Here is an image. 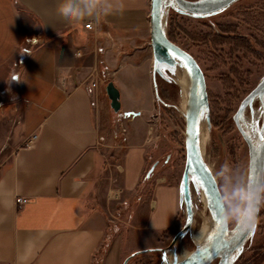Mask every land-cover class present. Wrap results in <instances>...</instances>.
Listing matches in <instances>:
<instances>
[{
  "label": "crops",
  "instance_id": "crops-1",
  "mask_svg": "<svg viewBox=\"0 0 264 264\" xmlns=\"http://www.w3.org/2000/svg\"><path fill=\"white\" fill-rule=\"evenodd\" d=\"M61 2L0 0V264H94L113 202L130 200L141 185L148 197L100 264L157 247L186 213L180 174L145 173L158 139L150 0H113L110 14L97 7L80 21L60 16ZM68 3L93 7L90 0ZM87 21L94 29L77 34ZM13 76L20 80L9 82ZM102 80L120 93L115 129L125 130L122 142L103 135L107 104L93 88Z\"/></svg>",
  "mask_w": 264,
  "mask_h": 264
},
{
  "label": "rangeland",
  "instance_id": "rangeland-1",
  "mask_svg": "<svg viewBox=\"0 0 264 264\" xmlns=\"http://www.w3.org/2000/svg\"><path fill=\"white\" fill-rule=\"evenodd\" d=\"M201 22L231 24L237 27V31L235 30L237 33L244 35L248 39H250L249 37L251 36L253 39H250V42H253V44L254 40L264 42V0H237L233 5L228 7V9L222 11V13L199 19L187 16L180 18V23L190 32L200 30L206 31ZM181 42H183L194 57L197 58L205 78L208 104L202 115V132L204 135L202 155L215 176L226 206L228 207L230 203L234 204L237 202L233 197V193L237 189L248 187L247 149L234 126L232 116L239 102L257 84L261 77L264 76V49L260 48L257 43L251 46V52L223 46L218 48L221 62L218 61L219 63H214V60L209 59V57L202 52L200 53L190 41L181 40ZM167 61L168 59L162 60V63H160L158 67L162 76L158 73L160 78L155 75L156 79L154 80L157 90V95L154 93L156 118H153L152 122L153 124L156 123V136H158V139L150 150V154L148 153L149 156L145 173L153 164L154 159H156L157 156L159 157L150 178H152V175L156 177L163 173H170L172 176L181 175L185 159L184 118L180 113L182 98L180 90L178 89L179 87L174 83ZM154 73L157 74L153 71L152 74ZM231 79L233 82L232 84H230ZM106 83L102 80L100 84L97 83L93 86L95 91L98 88L100 96L104 98L107 104L106 117L103 119V135L108 136V141L112 138H120L122 142L124 139L120 135H122L125 130L119 132L115 129L118 112L113 113L108 106L109 101L105 94ZM93 104L94 103H92V105ZM261 110L262 102L256 99L253 104L246 109L244 116L251 119L254 111ZM261 115H263V112ZM261 122L262 116H260L257 121L258 127H260ZM106 136L100 137L98 141L105 143ZM112 154L113 153L108 157L112 158ZM111 175L114 177L113 174ZM192 183L194 184L195 193H197V216L192 229L176 246V254L180 258L184 257L196 247L192 237L204 222L215 225L208 203L204 204L200 201L201 190L198 183L193 178ZM141 186L136 194L134 193L133 196L131 195L132 198L130 199V203H127L129 199H126L125 203L121 202L120 199H116V201L113 202V204L116 203V210L113 209L111 220L107 219L108 221H106L108 227L105 230L102 245L96 254L97 262L101 259L115 235L121 234L122 237L126 238L135 206L144 195L148 197L147 192L143 190ZM22 203V200L21 203L17 202L19 205ZM181 213L182 214L178 216L173 230L162 235L156 248H162L179 233L186 221V213ZM231 225L233 226L234 223H231ZM259 245L264 247V206L261 207L258 214L255 232L250 236L243 251L234 260V263L239 258L250 255V253H252L251 250ZM149 254L151 253L143 252L140 256L129 259L126 264H162V261H160L162 257L161 253L156 255ZM263 261L257 264H264Z\"/></svg>",
  "mask_w": 264,
  "mask_h": 264
},
{
  "label": "water",
  "instance_id": "water-1",
  "mask_svg": "<svg viewBox=\"0 0 264 264\" xmlns=\"http://www.w3.org/2000/svg\"><path fill=\"white\" fill-rule=\"evenodd\" d=\"M237 0H150L149 3V37L153 49L154 61L162 63L168 54L176 55L185 67L187 86L184 104V149L185 159L181 172V187L186 202V221L179 233L162 248L161 255L165 256V249L176 247L192 229L196 215L197 204L192 178L198 183L206 198L215 222V231L204 242L176 262L167 264H233L241 254L249 240L251 233H239L235 224L223 221L221 210L227 209L218 182L211 169L205 162L199 148L198 132L200 119L208 104V93L202 69L189 49L178 39L167 33L166 20L169 10L190 18H204L215 15ZM161 75L160 70L156 69ZM156 89V87H155ZM157 91V90H156ZM105 94L109 107L113 113L120 110V93L114 83L109 80L105 84ZM264 94V76L239 102L232 121L247 149L248 181L247 186L263 185L264 181V133L259 138H252L242 127V119L247 108ZM157 95V94H156ZM262 122L260 131H264V101L262 102ZM157 161L153 162L146 172L148 178ZM259 214V213H258ZM130 256L122 264H126Z\"/></svg>",
  "mask_w": 264,
  "mask_h": 264
},
{
  "label": "trees",
  "instance_id": "trees-1",
  "mask_svg": "<svg viewBox=\"0 0 264 264\" xmlns=\"http://www.w3.org/2000/svg\"><path fill=\"white\" fill-rule=\"evenodd\" d=\"M234 3H232L231 5H233ZM230 6H228V7H230ZM228 7L225 8L224 10L228 9ZM224 10H222V11H224ZM222 11L219 13H222ZM182 17H184V16L176 13L173 10L168 11L167 20H166L167 33L170 36H172L173 38L178 39L180 41L181 40L190 41L192 44H194V47L200 53L202 52L203 54L208 56L209 59L214 60V63L221 62L219 59L220 56L218 54V48L223 47V46H229V47H233L236 49H242L246 52H251L252 51L251 46H253L254 44L257 43L260 46V48L264 49V42L263 41L254 40V44H253V42H250V39H253L251 36L249 37L250 39H248L244 35L237 33L236 32L237 27L233 26L231 24L229 25V24H221V23L201 22V24L206 29V31L200 30V31H196V32H190L183 26V24L180 23V18H182ZM195 59L197 60L196 57H195ZM197 62H198V60H197ZM224 78H225V76H224ZM226 80H227V78H226ZM232 83L233 82L231 79L230 84H232ZM175 93H176V91H175ZM180 214H182V213H180ZM178 216H177L176 220L174 221V224L172 225V227L167 229L164 232V234L173 230V228L177 222ZM143 252H147V251L134 253V254L130 255L129 259H131L135 256L138 257ZM251 252L252 253H250V255L239 258L233 264H257L258 262L264 260V247L262 245L254 247L251 250ZM153 254L156 255V254H159V252H153ZM100 263H101V259L98 262L97 261L94 262V264H100ZM216 263L217 262L215 261L212 264H216Z\"/></svg>",
  "mask_w": 264,
  "mask_h": 264
},
{
  "label": "clouds",
  "instance_id": "clouds-1",
  "mask_svg": "<svg viewBox=\"0 0 264 264\" xmlns=\"http://www.w3.org/2000/svg\"><path fill=\"white\" fill-rule=\"evenodd\" d=\"M93 7L87 12L79 8H71L68 0H62L57 7L60 16L69 20H82L85 15L94 17L97 15L96 8L102 14L107 15L116 10L113 0H90ZM19 81L18 76H13L10 80ZM226 167V166H225ZM236 203H230L227 209L221 210V218L227 223H234L241 233H254L257 227V217L262 206H264V185L253 184L251 187L237 189L233 193Z\"/></svg>",
  "mask_w": 264,
  "mask_h": 264
},
{
  "label": "bare ground",
  "instance_id": "bare-ground-1",
  "mask_svg": "<svg viewBox=\"0 0 264 264\" xmlns=\"http://www.w3.org/2000/svg\"><path fill=\"white\" fill-rule=\"evenodd\" d=\"M168 64L170 66V71L172 73L173 76V80L175 85H177L180 90V95L182 98V104H181V108H180V113L182 114L183 118H184V104H185V94H186V86H187V75H186V70L184 65L182 64L181 60L174 54H168ZM159 63H156L153 60V68L152 71L157 72L156 69H158L159 67ZM260 102L264 101V94H262L260 96ZM262 113L261 111H254V113L252 114V118L249 119L248 117H243L242 119V127L244 128V130L252 137V138H259L264 131H260V128L257 126V121L260 118V116ZM204 135L202 132V119H200V125H199V132H198V143H199V148L201 153L203 154V148H204ZM206 162V161H205ZM194 192H195V188H194ZM197 193H195L196 195ZM113 197H117L118 196V192H114ZM200 201H202L204 204L207 203L205 196L203 195V193L201 192V199ZM196 204H197V199H196ZM197 216V215H196ZM216 227L215 225H211L207 222H204L201 227L199 228V230L193 235L192 239L193 242L196 245H200L202 242H204L209 236H211L214 231H215ZM160 248H152L147 250V252L151 253L149 255H155L153 254V252H159ZM165 253L166 255L161 257L160 261H162V264H167V262H176L178 260H180L181 258L178 257V255L176 254V247H167L165 249ZM128 257V256H127ZM129 260V259H128Z\"/></svg>",
  "mask_w": 264,
  "mask_h": 264
},
{
  "label": "built area",
  "instance_id": "built-area-1",
  "mask_svg": "<svg viewBox=\"0 0 264 264\" xmlns=\"http://www.w3.org/2000/svg\"><path fill=\"white\" fill-rule=\"evenodd\" d=\"M94 29V26H93V23L91 21H87V22H84L82 23L78 30H79V35H83V36H86L88 32L92 31ZM75 29L72 28V32H74ZM87 37V36H86ZM77 56L80 55L79 52L76 53ZM33 143V136H31L27 142V144L25 145L26 147L28 146H31ZM18 202H21L20 199H18Z\"/></svg>",
  "mask_w": 264,
  "mask_h": 264
},
{
  "label": "snow or ice",
  "instance_id": "snow-or-ice-1",
  "mask_svg": "<svg viewBox=\"0 0 264 264\" xmlns=\"http://www.w3.org/2000/svg\"><path fill=\"white\" fill-rule=\"evenodd\" d=\"M187 65H185V67H186ZM241 231L240 230H238V234L240 233ZM248 235H250L251 233H247Z\"/></svg>",
  "mask_w": 264,
  "mask_h": 264
}]
</instances>
